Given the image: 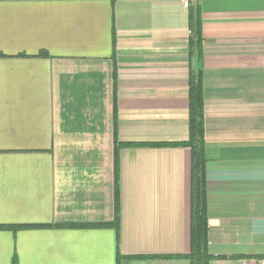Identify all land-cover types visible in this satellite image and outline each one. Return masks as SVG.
<instances>
[{
  "label": "crops",
  "instance_id": "1",
  "mask_svg": "<svg viewBox=\"0 0 264 264\" xmlns=\"http://www.w3.org/2000/svg\"><path fill=\"white\" fill-rule=\"evenodd\" d=\"M192 81L209 264H264V0H0V264H191Z\"/></svg>",
  "mask_w": 264,
  "mask_h": 264
},
{
  "label": "trees",
  "instance_id": "2",
  "mask_svg": "<svg viewBox=\"0 0 264 264\" xmlns=\"http://www.w3.org/2000/svg\"><path fill=\"white\" fill-rule=\"evenodd\" d=\"M200 34L195 29L194 35ZM190 96V145L193 148L194 188L191 252L183 256L191 264H209L215 258L208 250V218L203 187V96L199 82L192 81Z\"/></svg>",
  "mask_w": 264,
  "mask_h": 264
},
{
  "label": "built area",
  "instance_id": "3",
  "mask_svg": "<svg viewBox=\"0 0 264 264\" xmlns=\"http://www.w3.org/2000/svg\"><path fill=\"white\" fill-rule=\"evenodd\" d=\"M184 7H185V8H188V7H189V3H188V2H185V3H184Z\"/></svg>",
  "mask_w": 264,
  "mask_h": 264
}]
</instances>
